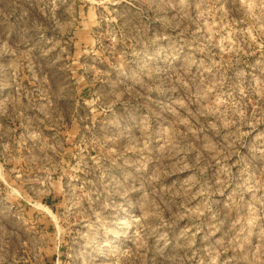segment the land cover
I'll return each instance as SVG.
<instances>
[{
  "label": "rangeland",
  "instance_id": "1",
  "mask_svg": "<svg viewBox=\"0 0 264 264\" xmlns=\"http://www.w3.org/2000/svg\"><path fill=\"white\" fill-rule=\"evenodd\" d=\"M0 264H264V0H0Z\"/></svg>",
  "mask_w": 264,
  "mask_h": 264
}]
</instances>
